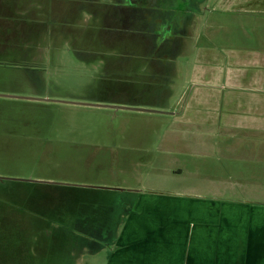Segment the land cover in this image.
<instances>
[{
  "label": "rangeland",
  "instance_id": "obj_1",
  "mask_svg": "<svg viewBox=\"0 0 264 264\" xmlns=\"http://www.w3.org/2000/svg\"><path fill=\"white\" fill-rule=\"evenodd\" d=\"M45 1L47 7L41 15L57 17L49 4L58 0ZM230 3H205L193 43H185L173 64L177 68L163 84L158 79L143 83L141 58L124 61L120 57L119 50L137 47L133 36L124 32L101 33L90 26L88 35L93 40L87 41L85 29H77L71 36L79 44L71 46L62 32L55 31L43 38L35 35L24 52L9 54L8 67H0V264H103L107 246L123 219L125 209L120 202L128 193L121 189L139 187L134 180H140L144 189L201 192L222 185V194L230 196L264 191V180H208L205 176L194 180L187 168L181 180L176 175L172 180V165L179 162L191 168L198 159L165 153L161 148L210 146L214 137L197 133L187 137V131L173 123L170 114L81 104L124 101L121 105L174 111L177 100L188 94L200 45H209L220 54L253 45L246 46L245 34L252 32L247 28L253 21L241 14L231 20L220 10ZM40 4L29 0L32 16H40ZM60 6L67 15L77 14L76 6L67 7L64 2ZM254 19V33L264 38V18ZM253 46L264 48V39ZM199 50L206 52L203 47ZM27 97L54 101L24 99ZM231 140L222 137L217 141L226 144ZM72 210L75 213L70 217ZM55 225L73 228L75 234L62 232L67 236L55 238L44 231Z\"/></svg>",
  "mask_w": 264,
  "mask_h": 264
},
{
  "label": "crops",
  "instance_id": "obj_2",
  "mask_svg": "<svg viewBox=\"0 0 264 264\" xmlns=\"http://www.w3.org/2000/svg\"><path fill=\"white\" fill-rule=\"evenodd\" d=\"M233 1L220 10L231 20L241 14L253 21L246 46L263 40L254 17L264 18V0ZM253 45L224 54L200 45L206 52L198 49L188 94L177 100L171 120L187 137H214V145L162 147L198 159L191 168L172 165L171 176L181 180L187 168L194 180H264V48ZM222 137L232 140L222 144ZM139 181L121 189L128 193L120 202L123 219L103 264H264V191L230 196L222 185L197 192L144 189Z\"/></svg>",
  "mask_w": 264,
  "mask_h": 264
},
{
  "label": "flooded vegetation",
  "instance_id": "obj_3",
  "mask_svg": "<svg viewBox=\"0 0 264 264\" xmlns=\"http://www.w3.org/2000/svg\"><path fill=\"white\" fill-rule=\"evenodd\" d=\"M38 1L41 2L38 6L40 16H32L29 0H0V67H8L6 59L9 54L24 52L35 35L43 38L52 36L55 31L62 32L69 45L76 46L79 40L71 34L77 29H85L83 35L88 36L86 40H93L88 35L91 33L88 27L92 26L101 33L113 31L132 35V43L137 47L119 50L120 57L124 61L126 58H141L139 66L142 69L140 76L145 79L143 83L149 84L158 79L163 84L170 72L177 68L173 64L175 58L183 53L185 43H193L200 27L201 11L208 0H62L67 7H77L76 15H67L60 6L61 0H58L54 5L49 4L58 18L49 14L43 17L41 14L46 10L47 1ZM57 9L59 12H56ZM94 18L100 21H92ZM96 51L100 52V49ZM7 97L19 98L13 95ZM24 99L54 101L35 97ZM74 213L72 210L68 215L73 217ZM44 231L53 233L55 238L67 236L69 232L75 234L73 228L64 230L58 225ZM65 242L66 239L62 240V244ZM74 243L72 240V247Z\"/></svg>",
  "mask_w": 264,
  "mask_h": 264
},
{
  "label": "water",
  "instance_id": "obj_4",
  "mask_svg": "<svg viewBox=\"0 0 264 264\" xmlns=\"http://www.w3.org/2000/svg\"><path fill=\"white\" fill-rule=\"evenodd\" d=\"M41 99H43V101L48 100L47 98H41ZM121 103L125 104V102H120L117 104H114V102L113 103H107V104H89V103H81V104L100 106V107L109 108V109H135V110L162 113V114H170V115H172V113H173V112H167V111L156 110V109H145V108H141V107H130V106L121 105Z\"/></svg>",
  "mask_w": 264,
  "mask_h": 264
},
{
  "label": "trees",
  "instance_id": "obj_5",
  "mask_svg": "<svg viewBox=\"0 0 264 264\" xmlns=\"http://www.w3.org/2000/svg\"><path fill=\"white\" fill-rule=\"evenodd\" d=\"M73 203L75 204V201H74V202H72V203H71V205H72Z\"/></svg>",
  "mask_w": 264,
  "mask_h": 264
}]
</instances>
